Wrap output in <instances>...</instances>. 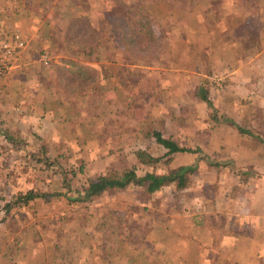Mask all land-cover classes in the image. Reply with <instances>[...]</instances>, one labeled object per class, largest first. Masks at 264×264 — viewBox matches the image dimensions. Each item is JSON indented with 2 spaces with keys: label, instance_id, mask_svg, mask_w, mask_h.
I'll list each match as a JSON object with an SVG mask.
<instances>
[{
  "label": "crops",
  "instance_id": "obj_1",
  "mask_svg": "<svg viewBox=\"0 0 264 264\" xmlns=\"http://www.w3.org/2000/svg\"><path fill=\"white\" fill-rule=\"evenodd\" d=\"M124 1L133 2V0ZM22 2L25 12L19 15V3L13 2L11 13L16 14L13 17L18 19L27 16L29 21L33 13L26 8V5L34 8L35 0H22ZM223 4L222 16L212 26L211 32L209 31L212 33L211 36L209 33L206 38L185 34L173 39V43L163 47L153 67H144L157 70L158 65L172 62L175 64L172 73L140 72L143 67L134 65L136 62L123 57L118 52L113 62L105 65V69L108 70L107 77L102 78L93 91L88 92L77 102L60 105L53 98L49 87L51 83L48 87H39L37 77H34L29 70L33 63L28 59L29 52L35 46L36 48L48 46L45 42L48 36L43 37L39 32L46 27V24L41 22L29 23V25L27 23L23 32L19 29L26 40V48L17 56L15 68L1 81L3 101L0 103V119L8 135L10 134L9 136L14 139H25V143L30 144L33 149L41 144L43 154L47 158L59 156L60 159L66 160V156L72 153L74 159L84 160V168H78L77 172L85 173L88 178H95L105 174V169L109 166L110 158H107L106 154L99 155V152H102L99 147L102 143L101 139H140L141 144H143L142 139H148L149 145L143 144L144 146L139 149L154 158L162 156L165 150L152 138L141 137L140 131L143 128L151 127L162 136L167 134L166 136L178 139L183 125L176 123L178 115L174 110L183 111V105L187 103L186 96L189 97V101L194 102L192 98L196 97V87L191 82L196 85L201 83L198 82L201 76L195 73V68L201 63L200 54H205L210 74L202 75L203 78L224 80L226 84L219 86L215 83L213 86L208 82L207 89L199 85L196 90L201 88L207 91L212 107L211 110L208 108L209 112L213 110L212 112L215 113L216 123L225 125L218 127L217 136L214 130L208 131L206 134L208 140L206 139L204 144L203 139L196 140L198 135L196 123L193 124V130L192 124L184 127H190L187 130L190 139L195 138V145L200 150L207 149L203 153L207 160L227 161L229 165L236 166L233 169L237 172L235 176L238 181L235 184L238 191L235 194L222 191L215 197V201L220 200L221 203L211 200L210 203L206 201L202 203L199 201L203 197L202 188L204 189L207 184H215L216 173L210 169L206 170L203 163L197 161V153L171 154L169 163L174 164V170L178 167L194 169L193 166H196L204 181L197 186V196H192V201L190 203L187 201L186 204L181 201L158 200L166 196V188H173L172 184L154 192L158 202L157 216L154 217L144 239L149 243L154 258L152 261L150 258L144 259L147 264H264V144L260 143L259 139H252V134L246 129L243 130L247 134H239L235 129V125L240 127L237 122L243 118V115L239 114L240 111L259 112V97L264 102V12L259 11V0L255 3L254 0H224ZM255 6L257 9L252 11ZM149 9L153 17L161 12V16L155 18L157 21L164 19L165 14H168L165 5L162 4H153ZM36 15L37 13L35 17ZM47 28L50 30L51 26L47 25ZM32 42L38 43L39 46ZM127 61L133 63L134 67L128 66ZM100 65L97 64V67L99 68ZM22 69L26 72L20 74L18 71ZM17 76L20 78L17 79ZM53 78L52 74L49 80L52 82ZM136 80H141V90L153 97V101L156 99L155 96L158 98L155 100L157 107H153L154 102L148 108L143 101L139 106H131L132 96L128 92L139 88L137 87L139 82ZM259 81L263 82L261 86ZM167 89L170 91L169 94L183 99V103L179 101L177 105H173L172 120L164 119L166 106L159 98V95H165ZM189 89L191 90L187 92L186 90ZM220 90L230 100L226 97L221 100L217 93ZM121 95H124L123 100L120 99ZM107 99L110 100L108 105ZM122 109L131 110L133 115L135 112L137 121L134 124L140 121L141 128L129 127L130 122L122 127L123 121H119L118 114ZM190 114L193 115L190 119L187 114L181 115V118L184 116L187 121L197 118L194 112ZM126 118L135 120L132 115ZM9 136L6 139H10ZM176 142L181 147L182 141ZM203 145L206 146L202 147ZM131 163L137 166L135 161ZM146 167L148 169L145 171L150 173L152 166ZM98 171L102 172L98 173ZM46 172L48 171L44 174ZM21 181V177L13 182H10L6 176L0 177V191L5 189L3 194L9 193L16 182H20V186L17 184L13 193H25L32 188L35 191L39 187L40 192L44 193L51 187L48 183L36 185L33 180L32 182L27 180L22 184ZM184 189L192 191L193 188L179 190ZM76 190L80 191V188ZM122 190L103 192L97 199L110 198L106 199L105 205L97 206V212L103 215L109 210L112 212L118 209V201L112 198L111 193ZM66 191L64 188L58 190L61 193L59 201H54V196L51 195L35 198L26 206L17 208L18 212L25 214L24 216L12 214L0 221V264H53L57 238L61 237V241L64 237L67 238L71 233L70 229L73 230L76 223L80 226L82 222V219L79 220L73 215V210L85 203L80 202L75 206L69 202L70 193ZM55 204L58 205L59 210H51ZM41 205L45 207L47 214L40 216L38 214V217L30 214ZM27 208H30L28 212L25 211ZM150 208L146 203L142 210L147 211ZM218 208H221L220 212ZM219 213L221 219L218 221ZM33 222L41 224L37 228L34 224L31 226ZM32 227L37 228L38 231L36 229L34 231ZM219 229H221L220 233L217 231ZM93 250V248L86 249L82 253L87 254ZM97 252L99 253V249ZM137 252L148 257L143 254L144 251L137 250Z\"/></svg>",
  "mask_w": 264,
  "mask_h": 264
},
{
  "label": "rangeland",
  "instance_id": "obj_2",
  "mask_svg": "<svg viewBox=\"0 0 264 264\" xmlns=\"http://www.w3.org/2000/svg\"><path fill=\"white\" fill-rule=\"evenodd\" d=\"M121 1L131 7L143 8L149 14V6L153 4L165 5L168 14H165L166 17L164 19H158V21L155 19L156 16H158V18L161 16V12L156 14L155 17L150 14L154 24L156 25V34H159L162 37L160 42V53L163 51V47H165L167 44L169 45L170 43H173V39H178L185 34L192 35V37L205 36L206 38L209 31L212 29V26L222 16L221 12L224 5V0H192V2L188 3L183 2L185 4H183L181 1L175 3L169 2V0H167L168 2L159 0L150 2H136L133 0V2L131 3H127L124 0ZM13 2L19 3V15H22V13L25 12V7L22 0H0V29L8 28L17 30L22 36L21 31L23 32V30L26 28L24 27V25H26L27 23L28 25L29 23L40 24L41 22H44L46 24V27L43 28V30H39V32L43 37L48 36V39H46L47 41H45L46 45L48 46L40 48H36L37 46H35L34 49L29 52L28 59L33 62L32 68H30L29 70H31L30 72L34 77H37L36 79L38 81L39 87H48V85L51 83L49 85L51 90L53 86V80L51 82V80L49 79L52 74L55 77V68L58 66H64L62 65V61L67 58V54H65L64 52L65 45L63 39L60 37V34H58L59 32L55 27L54 21L52 20L56 14L55 4L57 0H35L33 6L34 8H31V5H26V8L32 10L33 13L32 19L29 21L27 20V16L23 19L13 17L14 15H16H13L11 13ZM74 4L78 7L80 6L79 9H76V6L69 7L67 9L69 12H75L77 14L82 13L89 15L90 17H94L98 13L108 11L111 8L122 13L119 10L120 8L111 0H76ZM252 9L253 8L251 7V10ZM255 9H257L256 6L252 11H254ZM260 10L264 12V0H259V11ZM34 13H37L36 17ZM47 25L51 26L50 30H47ZM19 29L21 31H19ZM209 35L211 36L212 33H209ZM35 37L36 36H34V38ZM192 37H190L191 40ZM27 38L30 39L29 37ZM250 38L251 36H249V39ZM32 43L39 46L38 43ZM42 56H45L47 58L45 63L41 61ZM200 56L201 63L198 64L195 68V73L200 74L199 76H201V79L198 82L201 83L196 85L194 82H191L193 86L197 88L200 85L204 86L207 89L208 82L213 86L215 85V83H217L219 86L226 84L224 80L216 81L203 78L202 75L210 74V67L208 65V60L205 54L201 53ZM72 60L77 62L78 64L80 63L83 65H93L92 67L95 70H100V68L97 67L96 63L90 62V60H87L78 55L73 56ZM15 62L17 63V59L15 60ZM15 62L13 63V68L8 72L7 75H9V73L15 68ZM128 62L129 61L126 62L128 66H141L138 65V63L132 65L133 63L129 62V64ZM154 62L149 66H141L143 67V69H140L139 71H159L166 72L168 74L172 73L175 70V64L172 62L158 65L159 69L157 70L144 68L153 67ZM68 69L70 71H73V68L71 67H69ZM18 72L21 74L26 72V70L22 69ZM7 75L4 77V79L7 77ZM19 78L20 77L17 76V79ZM138 82L139 86L137 87L139 88L128 92L132 96V98H130V102L132 104L131 106H139L140 103L144 102V104L148 106V108H150L155 102L153 107H157L158 104L155 100H157L158 98L155 96L154 99H156L153 101V97L147 95L145 91L141 90V80ZM262 83V81H259V86H261ZM218 85L216 86L218 87ZM1 86L2 84L0 82V103L3 101V98L1 96L3 92ZM15 87L17 88L18 86L16 85ZM196 88L195 91H197ZM190 90L191 89L186 91L189 92ZM167 92L165 93V95H159V98L161 102H165L164 104L166 106V112H164L163 114L164 119L167 118L169 120H172L173 105H177L179 101L183 103V99L175 96L174 94H169L170 91L168 89ZM217 93L221 100L226 98L230 100V98L225 96V93L221 92V90L220 92L217 91ZM123 96L124 95H121V100H123ZM195 96L196 97L192 98L194 99V102L189 101V97L186 96L185 100L187 103L183 105V111L177 109L174 110L178 115V121L176 123L183 125V129H181L182 133L176 141H182V148L190 150L198 149L199 151L197 152V161L199 160L201 163H203V166L206 170L210 169L216 173L214 177L217 181L219 180L218 183L216 181L214 185L207 184L206 186H204V189L201 187V194L203 195V197L199 201H201L202 203L205 201L207 203H210V200L214 202L216 200L215 197L219 196L224 190L232 194L237 193L238 190L235 184L236 181H238L235 176L237 172L235 169H233L236 168V166L233 164L229 165L227 161H216L213 159L207 160L205 156H203L205 155L203 153H205L207 149L203 148V151L200 150L199 147L195 145V138H192L193 140L190 139V134L187 131L190 127L184 126H190V124H192L191 128L193 130V124L196 123L198 132L196 140L203 139L204 144L206 139L208 140V137L206 136L208 131L214 130V133H217L215 134V136H217L219 133L218 127H224L225 125H220L216 122H213L210 119L211 112H209L206 104L201 103L198 100L196 93ZM211 98L213 99V95H211ZM109 102L110 100L107 99V105L110 104ZM97 109H99V107H97ZM191 112H194L196 114V119L189 120L191 116H193L192 114H190ZM7 114L9 113H6V115ZM118 114L120 119L119 121H123L122 127H124L127 122H130L129 127L132 126L136 129L141 128L140 121L134 124V122L137 121L135 112L133 115L131 110L122 109ZM186 114L189 117L188 121L184 116L183 118H181V115ZM239 114L240 116L243 115V118L241 120H238L237 124L242 129H246L247 131H249L252 134V139H256V137L264 139V102L262 101V99L259 97V112L248 111V113H245V111H240ZM128 115H132L135 120L133 121L127 119L126 117ZM217 115H219V113H217ZM152 130L153 129L151 127L143 128L142 131H140L141 137H143L142 133L144 131ZM0 132L5 137L2 144V152L4 153V156L0 158V177L4 178V176H6L10 182H13L15 179H19L21 177L22 184H25L27 180L28 182H32L33 180L36 185H38L39 183H48L49 185H51V187L47 192H44L43 195L54 196V201L60 200V193L58 192V190H60V188L65 189V187L68 186L69 189L67 191L65 189V191L70 193V195L68 196L69 202H72L73 204H75V206L79 205L80 202L75 201V199L77 198V193H80L82 191V188L85 186V181L89 177H87V175L83 172H77L78 168H84V160L74 159L72 153H69V155L66 156V160L65 158L60 159L59 156H56L55 158H47L43 154L44 151L41 144H39L40 146L38 148L36 147L37 149H33L30 144L25 143V139H14L12 136H9L10 134L8 135V133L6 132L5 128L3 127V121L1 119ZM234 133H236V131H234ZM166 135L167 134H165V136L163 137H171ZM7 136H9L10 139H6ZM229 136L230 135H228V137ZM188 139H190V141H188ZM32 140L35 141L36 139ZM101 140L102 143L99 145V147L102 152H99V155L105 156L106 154V157L110 158L108 159L109 166L107 167V169H105L106 172L115 171L117 173H122L123 171L129 170L131 168H133L137 176H142L147 172L145 171V169H148L146 166H140L136 162L134 158V152L136 150H140L139 147L144 146L143 144H146L148 146V139H142L143 144L140 143V139ZM204 146L206 145H203L202 147ZM166 159L167 158H163L157 164L152 166V170L150 173H153L155 175H163L173 171V167L175 166L173 163H169L171 161V158H168V161H165ZM132 161H135L137 163V166L132 165ZM193 167L195 168H192V171L189 174L185 175L187 184L186 187H184L188 189L193 188L192 191H187L186 189L180 191L174 186V184H172L173 188H166V196H163V198H159L158 200L166 202L167 199L169 201H181L184 204H186L187 201L188 203H190L192 201V196H197L198 194L196 191L197 186H199V184L204 181L202 180L204 179V177H200L199 171L196 169V166ZM45 171L48 172L44 174ZM101 172L102 171H98V173ZM204 175L205 173H203V176ZM17 184H19L18 186H20V182H16L15 187L12 188L9 193L3 194L5 189H2V191H0V197L8 200L10 197L19 194L20 192L13 193L14 189L17 188ZM76 188H80V191H77ZM175 188L176 190H173ZM231 189L232 191H230ZM30 191L42 193L40 192V187L36 188L35 191L32 188V190ZM56 194L57 196H55ZM111 195L112 198L117 199L119 205L118 209L121 210L115 209L114 211L112 210V212H109L111 211L109 210L108 212L103 213V215L100 212H97V206L105 205V203L107 202L106 199H109L110 197H103L102 200H99L96 197L90 199L89 201L82 202L85 204L74 208L73 215H75L79 220L82 219L81 225L79 226V224L76 223L73 230L70 229L71 233L69 234V236L67 238L64 237L62 241L61 237L57 238V246L55 248L54 256L55 261H53V264H147V262H144L143 260L148 258H150L152 261L154 255L153 253H151L149 243H147V241H145L144 239L146 238V234L149 231L154 217L157 216L158 202L156 199L157 197H154L156 194H147L142 187L131 186L117 193H111ZM215 202L221 203L220 200ZM146 203H148L151 207L147 211L142 210L143 205H145ZM1 206L2 202L0 201V208ZM17 208L20 207H13L9 215L18 214L24 216L25 214L23 212H18ZM29 209L27 208L25 209V211L28 212L27 210ZM56 209L59 210L57 204L53 205L51 208V210ZM45 210V207L41 205L37 207V210H33L32 213L30 212V214H35L38 217V214L39 216L40 214H47ZM116 211L119 212L116 213ZM218 211L220 212L221 208H218ZM209 217L211 218L212 215ZM217 219L218 221L219 219H221L220 213L217 214ZM33 224L38 228V226H40L39 224L41 223L33 222L31 226ZM37 228H33L34 231L35 229L38 231ZM217 231L220 233L221 229ZM90 248H93L94 250L92 252H88L87 254L82 253L83 250ZM97 249H99V253L97 252ZM137 250L141 252L144 251L143 254L145 253L146 255H148V257H144L142 254H140V252H137Z\"/></svg>",
  "mask_w": 264,
  "mask_h": 264
},
{
  "label": "trees",
  "instance_id": "obj_3",
  "mask_svg": "<svg viewBox=\"0 0 264 264\" xmlns=\"http://www.w3.org/2000/svg\"><path fill=\"white\" fill-rule=\"evenodd\" d=\"M76 0H57L55 4L56 14L53 17L58 34L64 42V52L67 54L62 62V67L55 68L52 94L60 105L77 102L88 92L95 89V86L102 78H106L108 70L105 65L113 62L116 53H121L123 57L131 59L141 66H149L160 54V42L162 37L156 34V25L151 15L143 8L131 7L121 0H111L120 9H110L97 14L94 17L82 13L69 12V7H77ZM136 2H150L156 0H134ZM158 1V0H157ZM167 1V0H159ZM188 3L192 0H169V2ZM257 0H254V3ZM168 2V1H167ZM183 3V4H185ZM81 4V3H80ZM80 56L90 62L101 64L100 70H95L92 65L78 64L72 60L73 56ZM73 68L70 71L68 68ZM196 95L199 101L206 104L211 110V103L207 97V91L198 88ZM213 111V110H212ZM210 113V118L216 122L215 113ZM239 134H247L245 130L235 125ZM144 138H152L154 142L161 146L165 152L161 157L154 158L144 150H136L134 158L140 166H154L163 158H167L174 153H197L199 150H190L179 147L172 137H163L159 132L144 131ZM251 136V135H250ZM259 142L264 144V139ZM192 171V167H178L168 174L155 175L146 172L142 176H137L133 168L122 173L108 171L95 178H87L85 186L80 193H77V202L89 201L98 198L107 190H122L128 187H142L147 194H153L161 187L174 184L177 189L186 187V174ZM69 189L68 186L65 187ZM43 193L27 191L10 197L8 200L0 197L2 206L0 208V221L9 216L13 207H24L35 198H44ZM57 196V194L55 195ZM61 196V193H60Z\"/></svg>",
  "mask_w": 264,
  "mask_h": 264
},
{
  "label": "built area",
  "instance_id": "obj_4",
  "mask_svg": "<svg viewBox=\"0 0 264 264\" xmlns=\"http://www.w3.org/2000/svg\"><path fill=\"white\" fill-rule=\"evenodd\" d=\"M26 48V40L17 30L1 28L0 29V82L13 68V63L17 56ZM45 56L41 57V61L46 62ZM4 135L0 132V158L4 156L2 152V144Z\"/></svg>",
  "mask_w": 264,
  "mask_h": 264
}]
</instances>
